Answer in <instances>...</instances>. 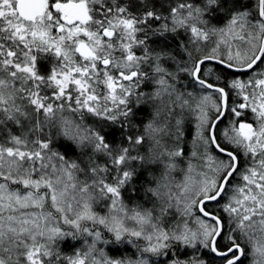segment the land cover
<instances>
[{"label": "snow or ice", "instance_id": "6c2138e0", "mask_svg": "<svg viewBox=\"0 0 264 264\" xmlns=\"http://www.w3.org/2000/svg\"><path fill=\"white\" fill-rule=\"evenodd\" d=\"M205 252L264 264V0H0V264Z\"/></svg>", "mask_w": 264, "mask_h": 264}, {"label": "trees", "instance_id": "16d2710c", "mask_svg": "<svg viewBox=\"0 0 264 264\" xmlns=\"http://www.w3.org/2000/svg\"><path fill=\"white\" fill-rule=\"evenodd\" d=\"M251 2H254V0H251ZM231 43L233 45V51L236 50L237 46L240 47V49L244 50L246 49L248 46H244L242 43H244L243 41L239 40V39H232ZM209 69L212 70L213 72V76L212 77H206L207 79H212L213 82H217L215 81V77L216 76H220L221 79L218 81V83H220L221 85H223L226 82L231 81L233 78L239 77L241 79L246 80L248 78L249 73L246 74H236L233 73L227 69H224L223 67L219 66V65H215V64H211L209 63L208 66L205 68V71L207 72ZM184 84L186 85L187 89L189 91H193L196 94H200L201 90L199 89L198 86L193 85L191 83V81L186 78L184 81ZM230 99L234 102H239L238 97L235 96L234 93H231L230 90ZM147 114H148V110L145 109V113H144V119L147 118ZM232 119L231 114L228 115V117H226L218 126V132L217 135H220V132L229 125V121ZM242 120H247L248 122H252L254 123L252 114L250 112H245V115L241 117ZM185 136H184V141H183V147L185 150V154L186 156H190L191 151L194 149L195 145L193 144V140L195 139V119L193 116L187 115L186 114V122H185ZM231 147V146H228ZM182 167H185V164L181 165ZM175 177L177 179H181V174L180 173H175L174 174ZM235 182H239V178H237V180ZM127 195V194H126ZM210 211H219L218 208H216L215 206H210L209 207ZM223 244V242H221ZM65 251H69V249L66 247ZM204 258L208 260L209 264H219V259L217 257H214L211 253H204ZM247 264V262H246Z\"/></svg>", "mask_w": 264, "mask_h": 264}, {"label": "water", "instance_id": "95a60500", "mask_svg": "<svg viewBox=\"0 0 264 264\" xmlns=\"http://www.w3.org/2000/svg\"><path fill=\"white\" fill-rule=\"evenodd\" d=\"M211 64H215V63H212V62H210ZM216 65V64H215ZM220 66V65H219ZM222 67V66H221ZM230 71V70H229ZM231 72H233V73H236V74H246V73H237V72H234V71H231ZM222 122V121H221Z\"/></svg>", "mask_w": 264, "mask_h": 264}, {"label": "rangeland", "instance_id": "374dc122", "mask_svg": "<svg viewBox=\"0 0 264 264\" xmlns=\"http://www.w3.org/2000/svg\"><path fill=\"white\" fill-rule=\"evenodd\" d=\"M244 46H248L247 44H245V43H242ZM245 50V49H244ZM241 51H243L242 49H241ZM181 179H182V177H181Z\"/></svg>", "mask_w": 264, "mask_h": 264}]
</instances>
